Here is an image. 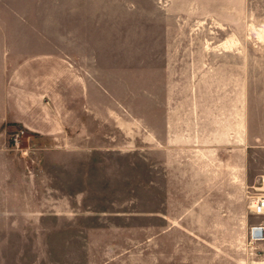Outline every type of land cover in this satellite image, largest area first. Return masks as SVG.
Here are the masks:
<instances>
[{
  "label": "rangeland",
  "instance_id": "obj_1",
  "mask_svg": "<svg viewBox=\"0 0 264 264\" xmlns=\"http://www.w3.org/2000/svg\"><path fill=\"white\" fill-rule=\"evenodd\" d=\"M254 29L264 35V0H0V76L7 57L83 58L89 124L87 176L73 189L57 179L52 194L46 178L37 195L73 215L0 209V264L254 263L264 238L246 221L264 194ZM179 119L188 142L162 148L166 121ZM8 146L32 175L41 157L28 130H8Z\"/></svg>",
  "mask_w": 264,
  "mask_h": 264
},
{
  "label": "crops",
  "instance_id": "obj_2",
  "mask_svg": "<svg viewBox=\"0 0 264 264\" xmlns=\"http://www.w3.org/2000/svg\"><path fill=\"white\" fill-rule=\"evenodd\" d=\"M64 38L57 39V43L67 42L68 37L64 35ZM58 51L59 55L54 57L3 59L4 70L0 76V209L11 206L24 210L30 204L29 207L39 211L60 210L61 213L46 215L53 218L73 215L65 213L72 210L71 206L60 205L55 199H48L46 204L37 198L43 193L46 178L50 181L49 192L52 194L59 192L57 179H64V186L73 189V184L81 183L88 174L86 171L83 173V166L89 161V124L83 120V115L88 114V74L83 69V58H71L62 49ZM13 66L15 68L11 69ZM199 119L192 121L194 145L201 144ZM165 125L162 148L169 149V146L188 142V136L180 131L185 125L184 120L166 121ZM244 125L241 117L240 129L236 127V136L240 132L241 144L247 132V122ZM21 127L32 135L41 157L38 165H32V175L27 174L26 167L29 165L12 154L8 146V130ZM232 133L224 138L227 140L225 144L231 140ZM29 176L33 178L29 185L31 189H26ZM25 194H31L32 200L24 198ZM10 195L16 197L11 200ZM37 215L40 218L45 216L41 213ZM246 221L264 227V214L253 213ZM256 245L258 256L252 264H264V238Z\"/></svg>",
  "mask_w": 264,
  "mask_h": 264
},
{
  "label": "built area",
  "instance_id": "obj_3",
  "mask_svg": "<svg viewBox=\"0 0 264 264\" xmlns=\"http://www.w3.org/2000/svg\"><path fill=\"white\" fill-rule=\"evenodd\" d=\"M23 132V131H22ZM14 141L17 139H13ZM253 211L256 214H264V194H260L256 197V200L253 205ZM263 226H254L251 230V236L254 239H262L264 234H263Z\"/></svg>",
  "mask_w": 264,
  "mask_h": 264
},
{
  "label": "bare ground",
  "instance_id": "obj_4",
  "mask_svg": "<svg viewBox=\"0 0 264 264\" xmlns=\"http://www.w3.org/2000/svg\"><path fill=\"white\" fill-rule=\"evenodd\" d=\"M254 30H255V32L257 31V29H254ZM256 34L258 35V37L260 38V40L264 38L263 31H257ZM262 41H263V40H262ZM226 44H227V43H226ZM228 46H229V45H228ZM231 46H232V44H231Z\"/></svg>",
  "mask_w": 264,
  "mask_h": 264
}]
</instances>
